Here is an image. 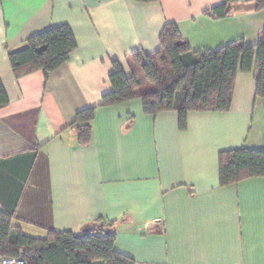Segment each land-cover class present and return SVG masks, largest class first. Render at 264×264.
<instances>
[{
    "label": "crops",
    "instance_id": "1",
    "mask_svg": "<svg viewBox=\"0 0 264 264\" xmlns=\"http://www.w3.org/2000/svg\"><path fill=\"white\" fill-rule=\"evenodd\" d=\"M235 1L215 19L205 13L225 0H0V211L37 239L109 222L135 264H264V177L219 184L222 153L264 151L254 66L235 75L228 110L187 112L184 129L177 111L146 114L138 97L100 106L112 63L132 77V54L156 52L166 24L193 53L256 46L264 9ZM59 26L76 42L68 62L15 79L8 54ZM91 108L79 145L70 126Z\"/></svg>",
    "mask_w": 264,
    "mask_h": 264
},
{
    "label": "trees",
    "instance_id": "2",
    "mask_svg": "<svg viewBox=\"0 0 264 264\" xmlns=\"http://www.w3.org/2000/svg\"><path fill=\"white\" fill-rule=\"evenodd\" d=\"M151 2L157 0H136ZM254 10L264 9V0H253ZM235 0L205 14L220 19L232 14ZM76 42L67 26L52 27L29 38L26 46L8 54L15 79L41 71L45 77L68 62ZM140 67L144 81L127 78L119 63H112L108 81L110 93L101 97L100 106H116L141 100L143 111L155 115L177 111L180 127L185 128L187 112H223L229 109L237 72L256 69L255 96L264 99V34L254 47L236 41L214 51L191 52L175 25L166 24L160 36V48L150 55L135 52L131 56ZM144 85L150 86L145 88ZM8 99L0 81V109ZM96 108L76 114L70 128L79 145L89 143L91 122ZM221 187L264 177V151L237 149L220 155ZM109 222L96 221L78 234L49 232L43 239L25 236L11 216L0 211V256L21 259L25 264H135L116 252L115 235Z\"/></svg>",
    "mask_w": 264,
    "mask_h": 264
},
{
    "label": "rangeland",
    "instance_id": "3",
    "mask_svg": "<svg viewBox=\"0 0 264 264\" xmlns=\"http://www.w3.org/2000/svg\"><path fill=\"white\" fill-rule=\"evenodd\" d=\"M130 63H131V75L135 77L136 79H139L141 81H144V76L140 70L139 64L131 57L130 58ZM145 88H150V86H146Z\"/></svg>",
    "mask_w": 264,
    "mask_h": 264
},
{
    "label": "built area",
    "instance_id": "4",
    "mask_svg": "<svg viewBox=\"0 0 264 264\" xmlns=\"http://www.w3.org/2000/svg\"><path fill=\"white\" fill-rule=\"evenodd\" d=\"M0 264H25L21 259L0 256Z\"/></svg>",
    "mask_w": 264,
    "mask_h": 264
}]
</instances>
